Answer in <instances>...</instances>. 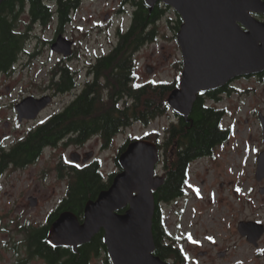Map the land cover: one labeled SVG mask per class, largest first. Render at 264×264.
I'll return each instance as SVG.
<instances>
[{
    "label": "rangeland",
    "instance_id": "obj_1",
    "mask_svg": "<svg viewBox=\"0 0 264 264\" xmlns=\"http://www.w3.org/2000/svg\"><path fill=\"white\" fill-rule=\"evenodd\" d=\"M122 1L81 3L80 13H75L71 24L61 33L77 41L80 55L73 60H65L51 51V44L58 37L56 25L42 27L32 24L29 14L20 16L18 30L27 33L23 53L12 71L0 72L1 133L16 138L17 134L29 131L62 111L75 99L86 81L88 64L94 62L96 54L111 51L117 41L118 28L127 29L130 25L133 12L130 5L126 6L128 13L118 16L127 2L121 4ZM169 9L167 16L157 24L159 38L156 43L137 52L142 81L172 80L179 73L174 64L181 57L175 29L178 24L176 12ZM107 15L115 17L112 24L106 22ZM94 25L105 28L96 30ZM60 62H67L78 70L77 89L64 94L55 92L52 104L37 122L20 125L14 107L29 96L37 97L47 92L52 95L51 71ZM148 69L152 72L148 73ZM232 85L239 90L238 94L221 103L230 110L225 126L231 125L233 129L231 139L216 150L214 157L193 162L187 197L162 206L167 231L181 239L184 250L191 257L189 264H264V255L260 254L264 252V235L258 246H254L239 232L241 223L264 225V193H261L264 179L257 180V158L264 150L260 121V115H264V76L240 78ZM171 120H175L173 113L162 116L148 128L136 124L119 135L107 149H103L95 137L80 147L61 146L55 152L47 151L35 164L23 169H9L0 180V264H18L25 258L23 227L46 225L49 213L59 206L67 186L57 178L54 167L61 164L62 156L66 164L75 152L80 155L94 153L108 175L120 170L115 157L128 135L142 138L146 132L163 130ZM30 198L37 199L33 207ZM253 228L247 227L248 230ZM31 264L43 262L32 260ZM93 264L105 263L101 258Z\"/></svg>",
    "mask_w": 264,
    "mask_h": 264
},
{
    "label": "trees",
    "instance_id": "obj_2",
    "mask_svg": "<svg viewBox=\"0 0 264 264\" xmlns=\"http://www.w3.org/2000/svg\"><path fill=\"white\" fill-rule=\"evenodd\" d=\"M84 1L91 0L3 2L0 5V72L12 71L23 53L27 33L18 30V20L22 14L28 13L30 22L35 25H56L59 35L71 24L73 11H77ZM145 2L136 0L133 3L128 30L119 33L110 52L86 67V81L75 99L45 123L31 128L29 135L4 152L3 158L15 170L25 168L35 163L47 147L57 149L62 145L83 146L94 137L99 138L103 148L107 149L119 135L134 125L148 128L157 119L173 113L175 120H171L167 127L146 132L142 138L158 145L161 170L166 177L164 185L155 192V254L174 264H189L190 258L183 250L184 247L178 245V240L170 236L166 229L162 206L187 196L190 166L193 162L214 157L216 150L230 140L232 128L223 125V119L226 114H230V110L219 107L218 103L225 97L238 94L239 90L227 84L215 90L200 92L189 114L174 111L168 101L170 95L180 88V73L183 71L180 58L174 63L179 73L172 80L142 81L139 78L137 52L148 44L156 43L159 38L157 24L170 10L160 2L154 7ZM176 18L178 25L175 29L179 32L183 20L178 14ZM77 74L78 71L67 62L56 64L51 71V88L58 94L75 91L78 87ZM135 140H139L138 137L129 135L120 146L119 154L127 150L128 144ZM117 156L115 162L118 165ZM60 163L58 173L63 177L64 162ZM67 172L71 173L67 194L57 209L49 214L48 224H28L23 227L26 234L23 245L26 256L18 264H30L37 257L47 264H93L94 260L103 256L104 263L111 264L103 241V231L90 243L80 246L77 253L69 248H53L46 243L48 230L61 213L70 211L82 218L86 204L108 190L117 175V172L106 175L99 160L83 167L76 166ZM168 239L171 241L168 242Z\"/></svg>",
    "mask_w": 264,
    "mask_h": 264
},
{
    "label": "water",
    "instance_id": "obj_3",
    "mask_svg": "<svg viewBox=\"0 0 264 264\" xmlns=\"http://www.w3.org/2000/svg\"><path fill=\"white\" fill-rule=\"evenodd\" d=\"M8 0H0V5ZM154 7L158 2L171 7L183 20L177 41L184 70L180 88L169 103L181 114L191 112L197 95L221 88L231 81L264 72V22L253 15H264L263 0H145ZM51 51L71 56L72 42L63 36ZM152 70L148 69V73ZM52 102L51 96L23 99L16 105L18 121L35 120ZM264 138V115H260ZM148 140L130 143L118 158L122 170L108 190L85 206L83 222L66 211L51 225L46 243L53 248H71L90 243L101 231L111 264H171L157 256L153 234L156 212L155 192L165 183L157 175L160 153ZM92 153L72 154V161L88 163ZM257 180L264 179V150L257 158ZM261 193H264L262 188ZM32 207L37 199L30 198ZM125 211L121 213V211ZM254 226L252 230L247 227ZM239 232L254 246L264 234V225L241 223ZM224 256V254H220Z\"/></svg>",
    "mask_w": 264,
    "mask_h": 264
},
{
    "label": "flooded vegetation",
    "instance_id": "obj_4",
    "mask_svg": "<svg viewBox=\"0 0 264 264\" xmlns=\"http://www.w3.org/2000/svg\"><path fill=\"white\" fill-rule=\"evenodd\" d=\"M93 1H95V0H93ZM125 1H127L126 3H125ZM136 2V0H123L122 1V3L121 4H123V3H125V6H124V8H122L120 11H119V15L118 16H121L122 14H125L127 11H126V6L127 5H130L131 7H133L134 6V4L133 3H135ZM134 8V7H133ZM128 13V12H127ZM28 14V13H27ZM261 20H263L264 21V15H262V16H258ZM29 19H31V17H30V15H29ZM110 19V20H109ZM114 19H115V17H109L108 15L106 16V18H105V20H106V22H109L110 24H112V22L114 21ZM95 27H96V30H98V29H101V25H94ZM103 28H105V26L104 27H102V29ZM119 33H124V30L122 29V27H120L119 29H118V36H119ZM65 36H66V34H65ZM71 41H72V48H73V52H72V54H71V56H69L68 57V59H75V57H79L78 55H80V52L78 51V47H77V41H75L74 39H72V38H69ZM101 54H103V53H101ZM100 53H98V55L96 54V57H94V58H98L99 56H102ZM104 56V55H103ZM48 91L50 92L51 91V89L49 90L48 89ZM56 91L55 90H52V93H50V94H52L51 96H52V98H53V100H54V93H55ZM45 95H48V92L47 93H44V94H42V95H40V96H38L37 95V97H42V96H45ZM49 108V107H48ZM47 108V109H48ZM46 109V110H47ZM45 110V111H46ZM16 118H17V115H16ZM17 120V119H16ZM18 121V120H17ZM24 122H32V121H25L24 120ZM35 122H37V121H35ZM19 123V122H18ZM34 123V122H33ZM20 125H22L23 123H19ZM7 127H9V124H7L6 125ZM17 135H19V136H17L16 138L15 137H12V136H9V133H4V132H0V180L2 179V177H4V174L9 170V169H12V164H9V165H7L6 163H5V161H4V152L6 151H9L10 150V148H11V146L13 145V144H15V142H18L20 139H22V138H24V137H26V135H29V132L27 131H25L24 133H21V134H17ZM97 159V157L94 155V158H93V160H96ZM61 166V164H58L56 167H54V168H56L54 171L56 172V175H57V178L61 181V182H65L66 183V186H68V184H69V181L67 180V179H69L70 177H71V173L70 172H67V170H72V169H74L75 168V166L74 165H72V164H63L62 166L65 168V174H63V177H61V176H59V174H58V171H59V167ZM65 186V187H66ZM66 190V189H65ZM66 195V192H65V194H64V196ZM63 196V197H64ZM54 210H56V209H54ZM36 260H40V261H42L43 262V264H47L46 263V261L45 260H43V259H41V258H39V257H37L36 258Z\"/></svg>",
    "mask_w": 264,
    "mask_h": 264
},
{
    "label": "snow or ice",
    "instance_id": "obj_5",
    "mask_svg": "<svg viewBox=\"0 0 264 264\" xmlns=\"http://www.w3.org/2000/svg\"><path fill=\"white\" fill-rule=\"evenodd\" d=\"M237 191H240V189H237ZM189 239L191 240V236L189 237Z\"/></svg>",
    "mask_w": 264,
    "mask_h": 264
}]
</instances>
